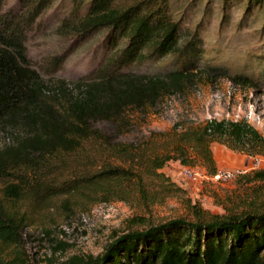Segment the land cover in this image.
I'll use <instances>...</instances> for the list:
<instances>
[{
	"label": "rangeland",
	"instance_id": "obj_1",
	"mask_svg": "<svg viewBox=\"0 0 264 264\" xmlns=\"http://www.w3.org/2000/svg\"><path fill=\"white\" fill-rule=\"evenodd\" d=\"M89 1L77 0L82 12ZM18 3L5 0L4 8H15ZM75 4L74 0H54L28 35L29 58L48 82L76 81L110 53L105 30L76 44L75 35L69 36L62 29ZM170 6L180 23L181 43L196 36L192 79L185 82L183 92L146 111L147 116L141 111L129 112L140 129L119 142L135 144L131 158L98 152L90 146L81 155L33 156L50 161L44 172L48 177L42 180L37 195L24 193L12 202L17 239L0 241V264H80L103 254L123 234L177 218L193 220L197 211L206 218H224L264 210V146L253 154L249 147L235 150L213 142L212 163L191 153L188 165L172 160L161 169L149 168L156 154L165 156L164 149L157 148L165 143L159 134L175 126L198 127L210 120L244 121L264 138V9L247 0H170ZM67 50L63 64L53 71V58ZM176 62L163 57L133 69L160 74L176 68ZM105 128L113 135L109 126ZM22 136V132L0 126V156H8L9 164L16 161L9 152ZM257 158L261 159L258 167L254 165ZM108 167L132 176L90 187L84 176ZM26 168L13 173L0 170V192L4 185H19L21 177L29 179ZM219 172H231L232 176L216 178ZM39 198L42 201H37Z\"/></svg>",
	"mask_w": 264,
	"mask_h": 264
},
{
	"label": "trees",
	"instance_id": "obj_2",
	"mask_svg": "<svg viewBox=\"0 0 264 264\" xmlns=\"http://www.w3.org/2000/svg\"><path fill=\"white\" fill-rule=\"evenodd\" d=\"M74 1L75 9L63 20L62 29L69 36L75 35L76 44L105 30V46L110 53L76 81L48 82L33 67L26 43L54 0H19L17 7L7 9L5 0H0V126L24 135L9 152L16 161L9 164L8 156H0V170L13 173L27 166L25 171L30 172L29 179L21 177V185L1 188L3 242L17 239L12 202L24 193L37 195L42 180L48 177L45 173L50 161L33 156L81 155L90 146L98 152L131 158L135 144L119 142L140 129L129 112L141 111L147 116L145 112L156 109L162 100L183 92L185 82L192 79V69H196V36L181 43L180 23L171 13L170 0H90L83 12ZM247 2L264 9V0ZM68 53L53 58V71ZM163 57L174 58L177 67L160 74L133 69ZM159 136L165 143L157 148L164 149L165 156L156 154L151 159L149 168L154 170L172 160L188 165L191 153L212 163L213 142L235 150L249 147L253 154L264 146V138L244 121L210 120L198 127L175 126ZM211 167L216 172L215 165ZM130 176L122 169L108 167L84 178L90 187H98ZM194 217L123 234L103 254L90 256L80 264H264V210L224 218H206L197 211Z\"/></svg>",
	"mask_w": 264,
	"mask_h": 264
},
{
	"label": "built area",
	"instance_id": "obj_3",
	"mask_svg": "<svg viewBox=\"0 0 264 264\" xmlns=\"http://www.w3.org/2000/svg\"><path fill=\"white\" fill-rule=\"evenodd\" d=\"M261 164V159H256L254 160V165L256 167L260 166ZM221 176H225V177H231L232 176V173L231 172H219L218 174L215 175L216 178H219Z\"/></svg>",
	"mask_w": 264,
	"mask_h": 264
}]
</instances>
